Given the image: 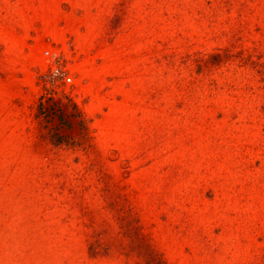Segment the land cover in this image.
Returning <instances> with one entry per match:
<instances>
[{
    "label": "rangeland",
    "instance_id": "rangeland-1",
    "mask_svg": "<svg viewBox=\"0 0 264 264\" xmlns=\"http://www.w3.org/2000/svg\"><path fill=\"white\" fill-rule=\"evenodd\" d=\"M0 264H264V0H0Z\"/></svg>",
    "mask_w": 264,
    "mask_h": 264
},
{
    "label": "built area",
    "instance_id": "built-area-1",
    "mask_svg": "<svg viewBox=\"0 0 264 264\" xmlns=\"http://www.w3.org/2000/svg\"><path fill=\"white\" fill-rule=\"evenodd\" d=\"M47 55L46 52H44ZM48 72L45 79L53 88H58L60 85H71V78L68 76L67 68H62L59 65L56 66L55 61L49 62Z\"/></svg>",
    "mask_w": 264,
    "mask_h": 264
}]
</instances>
